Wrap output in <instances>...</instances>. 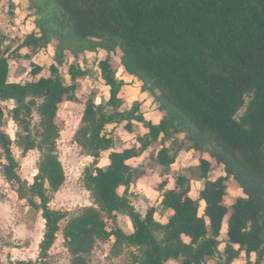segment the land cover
<instances>
[{
	"label": "trees",
	"instance_id": "trees-1",
	"mask_svg": "<svg viewBox=\"0 0 264 264\" xmlns=\"http://www.w3.org/2000/svg\"><path fill=\"white\" fill-rule=\"evenodd\" d=\"M26 1L34 28L12 51L0 40V101H13L10 114L18 128L14 142L21 156L33 149L41 156L28 184L18 173L0 105L1 173L18 198L41 211L42 264H47L59 232L69 264H90L96 243L112 237V247L128 248L127 264H207L211 258L216 264H233L242 253L243 264H264V0ZM95 41L102 42L107 53L97 67L109 97L99 105L87 100L73 136L94 157L85 175L93 205L68 217L67 211L49 205L65 179L56 150L58 111L65 101L76 99V81L87 75L78 60L68 62V54L76 59L82 42L95 49L100 45ZM46 45L54 49L47 75L34 65L30 79L8 80L9 60H16L21 48ZM115 52L124 71L153 91L161 113L158 123L146 124L137 145L122 149L116 148L105 127L123 123L131 132L133 121L142 116L138 105L121 109L124 80L116 76L111 61ZM64 65L70 84L63 81ZM177 120L186 126L191 146L199 153L193 169L203 182L196 199L185 173L176 175L167 188L176 155L165 140L178 131ZM102 152H108L104 166L98 164ZM204 153L222 166L224 175L208 176L211 162ZM146 155L162 169L157 187L169 211L165 222L156 220L152 211L142 218L127 193L134 179L146 173L145 167L130 162ZM228 179L244 195L230 206L225 204ZM119 215L130 221V232L107 222L115 223ZM223 224L226 241L221 250Z\"/></svg>",
	"mask_w": 264,
	"mask_h": 264
},
{
	"label": "rangeland",
	"instance_id": "rangeland-1",
	"mask_svg": "<svg viewBox=\"0 0 264 264\" xmlns=\"http://www.w3.org/2000/svg\"><path fill=\"white\" fill-rule=\"evenodd\" d=\"M22 13L19 8L17 13L15 7H10L8 1L0 3V40L4 47L12 49L18 44V40L9 41L10 36H17L21 41L23 34L20 31V25L25 24L26 20H33L30 16L28 19V3H24ZM18 15V16H15ZM9 30V32H7ZM8 34V37L7 35ZM16 37V38H17ZM12 38V37H11ZM10 38V39H11ZM19 41V42H20ZM98 48L91 49L86 43L82 42L83 51L74 59L68 54V62L79 61L81 68L87 71V75L78 78L76 81V90L74 101H65L58 111V122L61 125L60 135L56 141V150L62 163L65 179L59 190L54 193L50 202L52 208L59 211H67L68 217L75 215L83 207L93 205V199L85 184L86 170L91 166L94 157L92 152L79 146L73 139L75 131L79 128L81 115L88 99L95 104H105L109 97L108 87L100 78L97 61L106 57L107 53L103 49L104 44ZM27 54V57L19 60H9L8 80L11 82L26 81L31 78V70L34 65L41 66L44 71L42 74L47 75V69L54 58L53 45H46L37 49L23 48L18 55ZM112 64L116 68V76L124 80L119 98L121 100V109H130L138 105V112L142 120L133 121L132 131L124 129V124H109L105 127L104 132L114 139V145L118 149L137 145V137L147 132L146 124L148 122L158 123L161 117L159 111V102L154 98L153 91L150 88L142 87V83L136 78L128 75L122 66L119 65L118 53H112ZM67 65V63L65 64ZM62 66L63 81L70 84V77L66 74L67 67ZM4 110L3 130L13 141L11 149L14 157L17 159L19 175L26 180L28 184L33 181L37 173L38 163L41 153L37 149L30 150L25 156H21V150L16 146L14 140L18 131L13 122L10 109L13 107L11 101H0ZM37 114H34L33 122H37ZM178 131H173L165 140V145L170 153L176 155V160L168 171L169 184L167 188L172 187V181L179 173H185L191 178V196L196 199L202 180L199 179L193 169L198 164L199 153L191 145L193 141L188 137L189 131L185 125L176 121ZM108 152H102L98 157V164L104 166L107 162ZM203 156L211 162V170L208 176L212 179L224 175L221 165L215 163L214 159L208 154ZM4 163L0 151V264H42L38 258V244L41 240L44 230V220L41 211L28 205L26 200L18 198L15 190L9 185L2 173L1 164ZM132 166L145 167V175L135 178L127 193L135 206V210L144 218L149 211H152L156 220L165 222L169 211L162 205L161 191L158 190V183L162 180L161 167L150 160L149 156H142L137 160L130 162ZM228 194L225 197V204L230 206L239 196H244L238 184L228 179ZM204 203L200 202L199 213H202ZM109 225L118 226L125 232H130L132 226L130 221L124 216L119 215L115 223L107 220ZM66 221H62L60 226L63 227ZM226 226L223 224L220 240V249L223 250L226 241ZM114 238L107 241H98L90 255V264H127L129 250L125 245L121 247H112ZM47 264H69L70 256L65 247L64 239L61 232L57 234L54 244L51 246L45 258ZM217 259L211 258L207 264H216ZM245 255L242 253L233 264H243ZM23 264V263H22ZM168 264H174L170 261Z\"/></svg>",
	"mask_w": 264,
	"mask_h": 264
},
{
	"label": "crops",
	"instance_id": "crops-1",
	"mask_svg": "<svg viewBox=\"0 0 264 264\" xmlns=\"http://www.w3.org/2000/svg\"><path fill=\"white\" fill-rule=\"evenodd\" d=\"M4 1H8V3L10 4V7L12 6L13 8L15 7V12L17 13V10L20 8L21 9V11L20 10H18L19 12H21L22 13V10L24 11V3H28L26 0H0V3L1 2H4ZM15 16H18V15H15ZM28 19H30V17H28ZM34 28V23H33V21L31 20H26V22H25V24H22V25H20V31H21V33H29L32 29ZM7 32H9V30H7ZM26 34V35H27ZM5 35H7V37H8V34H5ZM25 35V36H26ZM24 36V37H25ZM12 37V38H11ZM17 36L15 35V36H10L9 37V41H11L10 43H12L13 41H16V40H18V44H16V46H18L20 43H21V41L23 40V37H21L22 39H21V41L18 39L19 37H17ZM11 38V39H10ZM20 41V42H19ZM15 46V47H16ZM14 47V48H15ZM14 48H12V49H10V51H12V50H14ZM24 48H26V47H24ZM23 48H21L20 50H19V52L22 50ZM25 57H27V54H22L21 53V56H19L16 60H19L20 58L22 59V58H25ZM14 61V60H13ZM9 101H11V100H9ZM11 102H13V101H11Z\"/></svg>",
	"mask_w": 264,
	"mask_h": 264
},
{
	"label": "water",
	"instance_id": "water-1",
	"mask_svg": "<svg viewBox=\"0 0 264 264\" xmlns=\"http://www.w3.org/2000/svg\"><path fill=\"white\" fill-rule=\"evenodd\" d=\"M50 205V204H49ZM50 207H51V205H50ZM52 208V207H51Z\"/></svg>",
	"mask_w": 264,
	"mask_h": 264
}]
</instances>
